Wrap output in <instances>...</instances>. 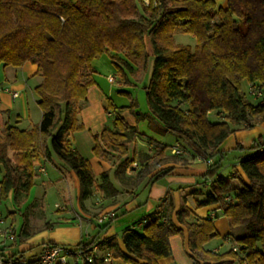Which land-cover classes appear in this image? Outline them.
Listing matches in <instances>:
<instances>
[{"label": "trees", "instance_id": "obj_1", "mask_svg": "<svg viewBox=\"0 0 264 264\" xmlns=\"http://www.w3.org/2000/svg\"><path fill=\"white\" fill-rule=\"evenodd\" d=\"M152 1L145 5L142 0H0V65L19 67L30 62L36 64L41 78L34 86L41 109L38 125L20 129L5 123L0 131L1 199L10 191L16 204L20 197H28L36 175L33 160L37 148L47 157L55 154L75 172L82 206L95 190L116 194L110 173L102 171L96 177L90 161L66 136L83 128L78 113L88 88L95 83L94 58L110 53L121 72L123 66L133 72V64L145 67L152 56L151 75L144 86L149 111L137 110L134 102L119 107L113 127L93 135V154L103 160L111 152L124 156L128 142L142 136L154 156L140 153L134 172L131 164L136 160L125 158L116 167V177L137 186L146 177L155 181L168 174L172 167L147 176L155 157L162 162L182 161V152L169 149L166 155V144L139 133L120 112L127 109L136 121L148 120L150 128L155 118L164 132L177 134L189 152L213 158L202 175L209 190L194 204L197 208L218 204L230 226L242 231L224 236L239 249L218 252L206 248L205 244L218 236L213 222L217 214L199 217L185 205L174 211L170 197L164 196L140 224L136 221L122 230L125 250L115 236L101 235L118 216L114 212L98 222L95 234L76 245H66L85 252L97 246L105 254L97 251L91 253L90 261L73 264H106L107 253L128 264H158L159 259L171 255L170 237L174 235L184 238L193 264H243L244 260L264 264V136L254 139L249 152L237 158L248 181L236 173L237 184L231 181L233 177H223L220 170L226 152L216 150L235 130L264 120V0H226L224 7L214 0H157L155 6ZM177 30L192 34L195 45L175 43ZM242 80L248 82L258 101L247 98ZM211 112L219 120H210ZM194 192L202 194V189ZM25 225L26 221L11 244L22 241ZM2 251L1 247L0 259L18 260L16 252Z\"/></svg>", "mask_w": 264, "mask_h": 264}, {"label": "crops", "instance_id": "obj_2", "mask_svg": "<svg viewBox=\"0 0 264 264\" xmlns=\"http://www.w3.org/2000/svg\"><path fill=\"white\" fill-rule=\"evenodd\" d=\"M214 2L218 7H224L226 5V0H214ZM91 65L93 71L92 73L94 75L95 69L93 67V61ZM36 69V64L30 62H26L19 67L10 65H0V84L7 86L14 91H17L18 93L16 97H13L8 91H0V129L4 127L5 123H9L12 125L16 124L15 126L20 129H29L31 127L28 123L26 125L22 124V121L23 119L28 118L30 116L28 92H32V88L28 84V79L35 78V85L38 84L41 80L40 76L36 73ZM93 92L95 94V97L97 98H99V96H102V91L100 90L98 83H96V80L95 83L88 88L86 100L91 98V94ZM12 114L15 116H13ZM11 116H13L14 119H11ZM78 121L82 123V125L84 124L81 120L79 113ZM126 121L129 124L135 125L139 133L148 137H152L153 139L161 142L162 144H166L163 142L161 137H159L157 133L149 127L146 120L136 121L135 117H133L131 121ZM98 129H100V127ZM101 131L102 128L101 130L96 131L92 134H98ZM72 135V133H68L66 136L69 142L71 141L70 137ZM260 135L264 136V120L256 123L251 128L235 130L220 143L216 150L225 151L226 153L235 150V152H237L236 156L239 157L241 153L249 152V148L251 147L254 139H256ZM136 138L143 137L137 135L135 139ZM135 139L128 142V152L130 149L132 151H135V149L133 150V142L135 141ZM175 140V145L166 144L168 148L165 150V154H170V152H168L170 148L178 147L183 150V160L174 161L169 159L163 161L160 165L154 166L155 168L152 167L151 172L147 176L150 177L160 169L172 167V170L168 174L159 177L155 181L146 177L139 181L137 186H133V183L128 184L129 181H127L125 178L119 180L115 175V179L112 182L117 187L116 194L105 195L98 191L100 193V198H98V201L95 202L96 204H87L85 202L87 200L86 199L84 201V206H82L79 202V180L75 172L71 169H67V165L57 166V164H54L55 169H53L49 174L47 172L46 162L53 163V153H51L50 156L47 157L41 150L37 148L34 152L35 157L33 160L35 172L40 173L45 171L46 175H49L46 180H42L43 183L47 182L50 185L57 182L59 183L63 180L67 188L68 186L75 188V193L73 195L75 204L74 206H71L70 210L68 211V216H66L65 218L56 219L44 223H33V221L31 222L30 219L33 213L32 207L34 204L30 203L31 206L30 204H28L27 209L22 210L23 208H26V204H24L25 202L23 203L22 208L18 207L19 204H21V202H23V200L25 199H22L20 197L19 203L15 204L13 199V192H8L6 199L3 200H7L5 202L7 212L12 215L11 217H13L14 213L19 212L20 216H22L21 218L24 219V221L21 222V226L26 221V231L22 241L16 243V245L8 244L7 242H5L3 245L0 244V248H3L2 252L6 253V247H11L15 245L13 249L11 248L12 250L9 254L16 252L15 258L18 259V264H32L35 260H37L38 256L40 255L44 244L48 242L71 246L76 245L80 241L87 239L89 236H91L90 233H92L95 229H98V215L101 212L107 211H114L115 214H117L118 216L112 219L111 225L101 233L102 238L115 236L118 240L121 249L125 250L121 240L122 230L133 222L139 221L140 224L141 219L145 215L151 213L159 204L158 203L156 205L147 198L145 200H141V193L146 188H148V197L149 193H152V195L159 197V199L164 196H169L173 203L174 211L177 210L180 206L185 205L191 210L193 214L199 217H204L211 211L215 212L217 214V217L213 220L215 229L218 232V235L222 234L224 238L226 234L233 231L231 230L232 227L230 226L228 219L223 214H218L219 211H221L219 205L210 204L203 206L204 210L200 212L201 208H195L194 204L195 201L198 199L196 197L200 195L195 193L194 189L199 190V184H203L205 187H209V183L204 182L202 175L205 173L208 167L207 160H210L212 162L213 158H205L200 155H194L187 150L186 143L182 139L176 137ZM73 148L76 149L75 147ZM149 148L152 149L151 146H149ZM128 152L127 154L121 157L117 156L115 152H111L110 156L106 160L94 156L93 159L89 161L96 177H98V175L102 171H110L112 167H115L116 170L117 165H119L125 158H131V154ZM109 158L112 160H110ZM114 158H118L116 162H113ZM135 163L137 165L139 163V160H136ZM238 163L239 160L236 159L235 162H231L229 165L235 167V171H239L241 177L246 181L245 174L240 169ZM131 168L132 172L138 169V167H133L132 164ZM223 168L224 167H222V169L220 170V174ZM233 175L234 172L230 171V176L228 178L234 177ZM165 178L167 180L163 184L159 183ZM233 180L234 178H231L232 182ZM126 181L128 183H126ZM33 200L35 202L37 198ZM68 200H70V198L63 199V205L65 206V210H67ZM37 207L35 209H37ZM141 214L143 216H141V218H138ZM134 217H137V219H134ZM170 245L171 255L166 258L159 259L158 264H193L192 259L188 256L186 252V246L184 238L182 236L174 235L170 237ZM205 247L213 251L220 252L218 250V246L209 245ZM98 251L101 254H105V250H103V248H98ZM106 264L128 263L124 262L121 258H111L110 260L106 261Z\"/></svg>", "mask_w": 264, "mask_h": 264}, {"label": "rangeland", "instance_id": "obj_3", "mask_svg": "<svg viewBox=\"0 0 264 264\" xmlns=\"http://www.w3.org/2000/svg\"><path fill=\"white\" fill-rule=\"evenodd\" d=\"M173 39L175 43L178 44H184V45H190L194 46L196 43V38L187 32H183L181 30H177L173 34ZM146 41L148 42V38H146ZM147 49L150 51L149 44H147ZM123 58V54L121 55ZM152 62L153 57L150 56L148 58L146 66H138L137 64L134 65V71L130 72L126 67H122L123 72H121V69H119L115 63L110 58V53H103L99 55L97 58H94L93 60V67L95 69L94 78L96 80V83H98L100 90L102 91V96H99V98L95 97L94 92L91 94V98L84 101L81 107V110L79 112L80 117L83 124V128L76 130L74 132H71L73 135L70 137L71 146L75 147L78 152L87 158L88 160H92L95 156L92 151V146L94 144L93 140V134L96 131L101 130V128L113 127V118L115 117L116 113L119 110V107L121 106H127L130 103L134 102L137 104V110L141 112H147L149 111L146 94H145V88L144 86L148 83L151 70H152ZM109 76L114 77V82L111 83L108 80ZM41 81V80H40ZM35 78L28 79V84L32 88V92L30 90L29 93V113L30 116L28 118L23 119L22 124L26 125L27 123L30 124V128L33 126H37L41 119V109L37 104V95L34 92V85H35ZM241 88L242 91L246 94L247 98L252 101H258L257 98L252 96L249 89V84L246 80L241 81ZM30 89V88H29ZM91 99V100H90ZM83 108V109H82ZM122 116L128 121H131L134 117L133 114H131L127 109L120 112ZM13 115V114H12ZM15 116V115H13ZM11 116V119H14V117ZM209 119L212 121L219 120V117L214 112H211L208 115ZM152 125L151 129H153L159 137L163 140L166 144H176V137L177 134L173 132H164L162 130L161 123L154 119H151ZM148 123V120H146ZM89 124V125H88ZM100 124V125H99ZM16 125V124H15ZM100 127V129H98ZM29 128V129H30ZM90 128V129H89ZM3 130V127L0 129V131ZM136 137V136H135ZM49 144V141H48ZM135 151L129 150L128 153L131 154V157H134L135 160H139L138 156L140 152H149L150 155L154 156V150L149 148V144L146 140V138H136L133 142ZM171 149V148H170ZM234 151V152H233ZM230 151L225 154L223 159V170L221 171V175L223 177L228 178L230 176V171L240 175L239 171H235V167H232L229 165L231 162H235V160L238 158L236 156L235 150ZM168 152H170L168 150ZM183 153V150H182ZM246 154L245 152L241 153V155ZM181 155V154H180ZM114 157V156H112ZM110 157V158H112ZM120 157V156H119ZM109 158V159H110ZM53 163L52 162H46V168L47 172L50 174V172L55 169L54 164H57V166L65 165L66 164L61 161L55 154H53ZM118 158H114L113 162H116ZM156 162L153 163V166L160 165L162 163V159H158V157H155ZM154 159V160H155ZM112 160V159H110ZM133 167H138L137 165L132 164ZM67 167V166H66ZM155 168V167H154ZM235 168V169H234ZM67 169H69L67 167ZM110 177L112 181L115 179V167H112L110 171ZM49 175H46V172H40L36 173L33 185L29 190V196L19 204L18 208H22L23 203L26 204V208H23L22 210H26L28 204H34L32 207V216H31V222L33 223H44L53 221L56 219L65 218L68 216V211L70 210L71 206H74V193L75 188H72L71 186H66L65 182L62 180L59 183H53L48 184L43 183L42 180H46ZM234 180L233 184L239 183L237 175H233ZM246 177V176H245ZM242 178V177H241ZM167 179L161 180L159 183H164ZM246 181L248 179L246 178ZM200 188L202 189V194L197 196L196 198H202L203 194L206 193L209 188L205 187L203 184H199ZM37 198V200H34ZM68 199L67 202V210L64 209V201L63 199ZM98 198H100V193L95 190L93 194L85 201L87 204H92L98 201ZM141 200H145L146 198L152 201L154 204L159 203V197L152 195V193H149L148 197V188L144 189L140 196ZM1 201L0 210L3 214L6 223L12 224L15 230V233L20 232L21 222L24 221L22 216H20L19 212H16L12 215H10L7 212L6 209V202ZM27 201V202H26ZM15 203V202H14ZM16 204V203H15ZM30 204V206H31ZM38 204V207H37ZM96 204V203H95ZM37 207V209H35ZM196 208V207H195ZM201 208L200 212L203 211L204 207H198ZM120 213V212H118ZM219 215H222V212L219 211ZM143 216L142 214L139 215L138 218H141ZM222 217V216H219ZM14 218V219H13ZM134 219H137V217H134ZM14 220V221H13ZM35 225V224H34ZM98 229H95L91 235L95 234ZM235 235H239L242 233L240 228H232L231 229ZM20 239V238H19ZM18 239V240H19ZM1 240V238H0ZM18 242V241H17ZM8 244H11V242H7ZM205 246H218V250L220 252L226 251L229 249L230 244L226 242L222 236V234H219L217 237L211 239L209 242H207ZM15 244L16 243H12ZM13 246H9L5 248L6 254H9L10 251L13 249ZM12 248V249H11ZM92 250V249H91ZM75 259L73 257L68 258V264H73ZM79 263H83V260L80 258Z\"/></svg>", "mask_w": 264, "mask_h": 264}, {"label": "built area", "instance_id": "obj_4", "mask_svg": "<svg viewBox=\"0 0 264 264\" xmlns=\"http://www.w3.org/2000/svg\"><path fill=\"white\" fill-rule=\"evenodd\" d=\"M142 1L145 5L150 4V0H142ZM156 3L157 0L152 1V5L155 6ZM108 80L109 82L113 83L114 77L109 76ZM2 90L8 91L9 93H11L13 97H16L18 95L17 91H14L9 87L0 84V91ZM171 152L181 153L182 149L178 147H172ZM210 163L211 161L207 160V165H209ZM134 165H136V163H134ZM1 201L2 199L0 195V206H1ZM214 214L215 213L211 211L208 214V216L214 218ZM112 216H114V211L101 212L97 217V221L102 222ZM0 238H1L0 244L2 245L5 242L13 241L15 238V230L13 225L6 223V220L3 214L1 213V210H0ZM224 240L230 244L229 249L233 251H237L239 249L238 245L235 242H233L229 236L225 237ZM97 251H98L97 246H93L91 252H85L80 248L72 249L71 247L59 243H46L44 244L42 251L37 258L36 264H68L69 257H73L75 261H79L80 258L87 259L90 261L91 253H96ZM110 259H111V255L110 253H107L105 257V261H108ZM0 264H18V262L16 260L6 261L4 259H0ZM243 264H247V261L244 260Z\"/></svg>", "mask_w": 264, "mask_h": 264}]
</instances>
